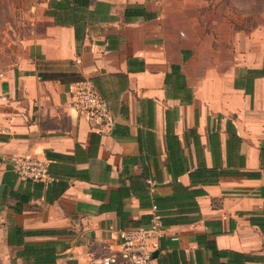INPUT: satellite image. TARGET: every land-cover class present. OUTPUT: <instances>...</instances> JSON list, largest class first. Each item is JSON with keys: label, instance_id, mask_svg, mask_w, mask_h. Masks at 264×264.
<instances>
[{"label": "crops", "instance_id": "obj_1", "mask_svg": "<svg viewBox=\"0 0 264 264\" xmlns=\"http://www.w3.org/2000/svg\"><path fill=\"white\" fill-rule=\"evenodd\" d=\"M48 1L28 12L27 54L0 63V264H25L23 245L45 242L55 246V264H98L117 249L120 229L173 194V181L193 188L188 172L200 165L238 174L201 186L199 212L164 228L165 243L177 238L168 251L214 264L205 247L214 241L253 258L244 264H264V50L227 17L206 29L202 0H90V9L105 5V16L78 43L71 24L45 13ZM128 4L156 16L125 22ZM55 70L92 81L112 122L76 111L72 82L38 75ZM11 155L46 162L48 180L21 179ZM176 160L185 168L178 175Z\"/></svg>", "mask_w": 264, "mask_h": 264}, {"label": "trees", "instance_id": "obj_2", "mask_svg": "<svg viewBox=\"0 0 264 264\" xmlns=\"http://www.w3.org/2000/svg\"><path fill=\"white\" fill-rule=\"evenodd\" d=\"M89 4L90 0H49L48 8L45 13L53 17L55 23L58 25L71 24L74 28L75 42L78 43L84 38L86 29L98 20L97 15L101 14L102 18L105 16L103 14L106 10L104 4L97 3L95 9H90ZM155 16V12L148 11L140 4H128L124 8L123 12L125 22H131L138 17L146 20L154 18ZM37 58L38 63H49L43 61L40 55H37ZM172 73H176L175 68L173 67ZM38 75L42 79H57L62 82L70 83L84 80L83 77L79 76L75 72L66 73L60 70L39 71ZM93 86L97 93L103 97L94 84ZM169 150L172 154L176 151L174 145L172 148H169ZM171 167L178 170L176 171V175L181 174L185 170L184 165H182V163H178V160L172 162ZM232 174H238V172L232 170L230 171L226 168H220L217 166H198L188 172L190 183L194 186L193 188L189 189L181 185L179 182L173 181V194L171 196L155 198L152 204L156 208L154 213L142 215L139 219L134 221V225L132 227L148 226L151 223L153 215H157L164 226H171L189 221L190 218L182 216L199 212L198 204L195 198L196 196L205 193L201 186L214 184L220 177ZM196 185L198 186L196 187ZM145 199H148V197H145ZM117 212L118 216L124 214L120 209ZM28 234L30 233L28 232ZM197 236L198 237L196 238L199 239L205 235L200 234ZM159 240L160 247L158 248V254L156 257L157 264H187L183 250L172 247V249L168 251L167 246L172 244L173 240L166 239L168 240L166 243L161 238ZM205 247L210 250V262L214 264H244L246 261L253 260V258L251 259V257L242 253L217 249L214 241H206ZM162 248L166 249L163 253L160 252ZM21 254L25 258V264H55V260L58 256L55 246L48 242L26 243L23 245V251ZM220 258H227V261H219Z\"/></svg>", "mask_w": 264, "mask_h": 264}, {"label": "built area", "instance_id": "obj_3", "mask_svg": "<svg viewBox=\"0 0 264 264\" xmlns=\"http://www.w3.org/2000/svg\"><path fill=\"white\" fill-rule=\"evenodd\" d=\"M71 105L87 119L97 123L110 124L108 102L95 90L92 82L84 79L73 83L71 89ZM11 169L21 178L31 181L46 182L49 178L47 163L23 155L9 157ZM150 189L154 180L147 178ZM155 211V206H152ZM164 226L157 215H153L148 226L122 228L117 234V249L102 256L98 264H153L152 253L156 240L163 237ZM176 240L175 236L170 238Z\"/></svg>", "mask_w": 264, "mask_h": 264}, {"label": "rangeland", "instance_id": "obj_4", "mask_svg": "<svg viewBox=\"0 0 264 264\" xmlns=\"http://www.w3.org/2000/svg\"><path fill=\"white\" fill-rule=\"evenodd\" d=\"M37 0H0V63H15L27 54L32 33L28 12ZM31 9V10H30ZM199 18L208 29L221 17H227L231 28L246 33L248 45L264 50V0H202Z\"/></svg>", "mask_w": 264, "mask_h": 264}, {"label": "water", "instance_id": "obj_5", "mask_svg": "<svg viewBox=\"0 0 264 264\" xmlns=\"http://www.w3.org/2000/svg\"><path fill=\"white\" fill-rule=\"evenodd\" d=\"M157 254H158V251L154 250L153 253H152V257L155 259L157 257Z\"/></svg>", "mask_w": 264, "mask_h": 264}]
</instances>
